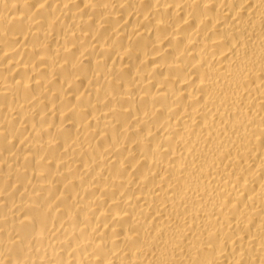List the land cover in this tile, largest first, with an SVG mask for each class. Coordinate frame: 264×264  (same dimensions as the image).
I'll list each match as a JSON object with an SVG mask.
<instances>
[{
	"label": "bare ground",
	"instance_id": "bare-ground-1",
	"mask_svg": "<svg viewBox=\"0 0 264 264\" xmlns=\"http://www.w3.org/2000/svg\"><path fill=\"white\" fill-rule=\"evenodd\" d=\"M0 264H264V0H0Z\"/></svg>",
	"mask_w": 264,
	"mask_h": 264
}]
</instances>
